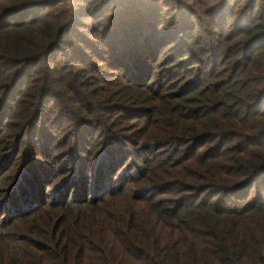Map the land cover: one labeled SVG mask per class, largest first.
<instances>
[{"label": "trees", "instance_id": "trees-1", "mask_svg": "<svg viewBox=\"0 0 264 264\" xmlns=\"http://www.w3.org/2000/svg\"><path fill=\"white\" fill-rule=\"evenodd\" d=\"M264 264V0H0V264Z\"/></svg>", "mask_w": 264, "mask_h": 264}, {"label": "rangeland", "instance_id": "rangeland-1", "mask_svg": "<svg viewBox=\"0 0 264 264\" xmlns=\"http://www.w3.org/2000/svg\"><path fill=\"white\" fill-rule=\"evenodd\" d=\"M89 246H90V249H91L89 251V255H90L91 258H93L96 261V264H97L98 261H97L96 258L98 257V255L96 253H94V251H93V248L95 247V245L94 244H92V245L89 244Z\"/></svg>", "mask_w": 264, "mask_h": 264}]
</instances>
